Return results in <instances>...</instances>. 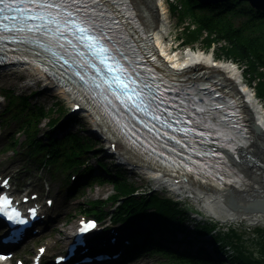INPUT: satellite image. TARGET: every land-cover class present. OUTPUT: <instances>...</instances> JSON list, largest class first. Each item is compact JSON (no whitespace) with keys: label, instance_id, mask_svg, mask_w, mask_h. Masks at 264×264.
<instances>
[{"label":"snow or ice","instance_id":"snow-or-ice-1","mask_svg":"<svg viewBox=\"0 0 264 264\" xmlns=\"http://www.w3.org/2000/svg\"><path fill=\"white\" fill-rule=\"evenodd\" d=\"M121 15L122 6L118 0H0V41L15 42L18 40L16 33L25 31L49 37L45 45H40L45 52L51 53L49 63L54 64L63 59V64L68 66L72 75L86 84L94 85L100 90L98 94H111L118 102L121 114L128 115V121L121 122L112 115L117 109H110L108 105L104 107L112 134L120 138L126 147L139 151L137 132L138 125H142L158 144L163 141L162 147L166 148L169 141H174L171 152L175 153V145H179L181 154L187 150L202 157L193 160L189 155L188 163L181 162L185 172L198 182L220 189L240 188L239 182L224 181L223 177V183L215 184L205 179L216 171L219 164L216 158H223L219 150L205 149V136L235 139L229 134L236 130V124L231 119L235 112L227 111L224 103L213 99L221 93L212 89L209 84H201L199 87L210 89L211 95H191V85L188 86V91L177 88L174 84L162 89L159 78L153 73L146 72L141 76L139 65L133 58L135 50L130 55L125 49L128 37L118 19ZM53 48L58 51H53ZM89 67L97 75L103 74L101 83H96L95 79H85L83 69ZM168 93L174 94L169 96ZM82 99L86 102L95 101L94 96L89 97L87 94ZM177 132L182 134L180 139L175 135ZM149 146L151 147L150 144ZM152 151L155 153L156 149L153 148ZM210 155L213 158L211 161ZM11 203L10 198L3 197L5 209ZM31 211L35 214L34 209ZM11 212L14 215L3 212L9 221L27 223L20 219V213L16 209L12 208ZM91 227L94 224H87L82 231L86 232Z\"/></svg>","mask_w":264,"mask_h":264},{"label":"trees","instance_id":"trees-1","mask_svg":"<svg viewBox=\"0 0 264 264\" xmlns=\"http://www.w3.org/2000/svg\"><path fill=\"white\" fill-rule=\"evenodd\" d=\"M181 7L172 5L173 14L178 16L179 31L184 45L192 47L202 46L206 50L214 51L219 58H226L238 64L244 65L245 75L253 84L256 95L264 101V14L252 11L246 4H239L237 1L221 5L215 8L200 7L194 0H180ZM21 111L25 117L21 125V130L26 133L30 142H34L36 147L43 146V141L39 140L40 125L46 118L49 119L50 126L57 119L53 118L54 110L48 114L43 108L35 106L32 108L30 102L22 100ZM19 112V113H20ZM61 113V109L58 111ZM48 143L53 140L49 134H45ZM91 139H82L78 136H69V153L64 157L87 156L93 151L90 144ZM52 145L51 147H53ZM44 147L48 145L44 144ZM67 150V148H66ZM58 159V156H55ZM109 182L113 183L122 192L128 190L133 193L134 189L129 187L121 178L109 174ZM124 188V189H123ZM127 193V192H125ZM134 211L145 213L154 209V214H148L154 222H159L161 227L167 230L187 233L183 227V214L172 201L159 199L156 196L150 198L135 199L133 196L127 199L126 205ZM225 240L230 244L235 252V258L231 259V264H264V234L258 244V256L245 250L241 244V238L236 233L231 232L225 236ZM173 264H218L197 258L175 259Z\"/></svg>","mask_w":264,"mask_h":264},{"label":"bare ground","instance_id":"bare-ground-1","mask_svg":"<svg viewBox=\"0 0 264 264\" xmlns=\"http://www.w3.org/2000/svg\"><path fill=\"white\" fill-rule=\"evenodd\" d=\"M130 1L134 9L138 13L140 20L142 19L146 23L147 28L151 31L155 45L159 46L161 48V51L168 52V50L170 49L166 45L167 40L165 33L168 12L164 7V4L162 3V0ZM210 58L211 56H207L205 60L201 61L202 65L198 68L189 70H186V68L182 69L183 75H195L197 78H213V80L216 82L211 83L210 85L212 87L221 86L222 89H225L226 94L245 110L251 125L260 128L261 131H264V107L257 99H255L253 94L249 93L248 87L244 85V82L241 80V78L243 77L241 70L237 69V67L235 66L236 64L232 66L231 60H228V63H225L226 65H213L210 63ZM183 63L185 66L189 65V61H184ZM28 66L33 74L37 75L41 79L48 80V78L44 74H42L37 67L30 64H28ZM218 92L220 91L218 90ZM62 94H64V92H62ZM66 95L70 100V105L73 106L78 103L77 98H74L67 93ZM91 117L96 131L102 133L105 138L107 137V141L110 142L113 141V139H117V136H114L112 134V131L110 130L106 122L98 119L95 114ZM262 145V142L257 143L256 145L257 147H259V152L247 154L246 157H238V161H236V166H239L241 172L246 173L248 175V178L252 179V181L258 179L257 175L250 173L251 169L253 168L252 158L262 153ZM128 150L129 149L125 146H119L117 148L118 154L123 158V160H129L134 164H139V167L150 171L155 184L160 188L167 187L174 193H182L188 196L208 215L218 220L221 224L248 223L250 226L258 225L259 227H264L263 213L246 214L232 211L228 207V203L226 201V193L224 192L203 190V188L200 187L192 179V184H186L179 189H171L169 184L173 185L172 178H170L168 174L143 163L136 154L135 155L137 157ZM18 163L22 162L19 160ZM257 164L258 166L264 168V164H262L261 162H258ZM252 183L255 184L254 182ZM239 206H242V204H239ZM66 235L67 234H65V236Z\"/></svg>","mask_w":264,"mask_h":264},{"label":"rangeland","instance_id":"rangeland-1","mask_svg":"<svg viewBox=\"0 0 264 264\" xmlns=\"http://www.w3.org/2000/svg\"><path fill=\"white\" fill-rule=\"evenodd\" d=\"M178 4L177 0H166L165 8L169 12L168 20L166 22V38H167V46H177L181 45L182 41L179 39L181 37L180 32L177 31L178 27V18L176 15L171 14L169 10V4ZM142 20V19H141ZM143 24L146 25V23L142 20ZM176 41V43H174ZM193 49H199L203 50L204 48L202 46H197ZM236 63V62H235ZM238 64V63H237ZM240 68L244 69L243 64H238ZM248 79V78H247ZM247 81V80H246ZM248 82V81H247ZM249 83V82H248ZM250 84V83H249ZM0 90H10L14 91L17 95H23V96H29L31 94H34L32 97V103L37 104L39 106H43L45 109L49 110L51 108H55V104L60 105L64 109H67L69 111L70 108V100L68 99L67 95L64 93L62 94V90L60 88H56L54 85L46 84L43 79L39 78L37 75L33 74L29 68L28 65H18V66H8L7 68H3L0 70ZM1 101V100H0ZM5 103V102H4ZM263 107H264V101H261ZM3 108V103H0V111ZM63 115V114H62ZM62 115H55V117L60 118ZM78 119V123H76L75 128L73 129V132H77L83 137H92L97 138L100 142L94 141V145L97 148V150H106L107 143L102 138L101 134L96 133L93 129L92 120L88 113L86 112H80L76 115ZM47 121L43 123V130H47V127H45V124ZM5 136L12 134L13 132L6 128ZM4 136V137H5ZM3 137V138H4ZM3 140V139H2ZM99 151H97V155ZM108 155V153H104L101 155L100 158L103 156ZM245 155L244 157H246ZM3 157L9 159L13 157L12 152L9 154L4 155ZM93 158L95 156H92ZM1 160V159H0ZM17 160H20L22 164H27L28 173L32 177L28 180V182H36L37 178L41 175H44L47 177V171L44 170V172H38L40 170H37L36 166L30 165L29 163L25 162L22 158L17 157ZM9 162V161H8ZM91 164H94L93 160H90ZM32 167H30V166ZM95 165V164H94ZM125 178L130 183H136L137 187H140L142 190H152L157 191V194H160L161 196L168 197L170 199L175 200L176 202H181L184 198V194H172L171 192L167 191L165 188H159L155 181L152 178V174L148 172L144 168H137V169H125ZM42 171V170H41ZM52 183L55 184V189L53 192L55 195L58 193V188H63L62 180H53L51 179ZM40 183V180L38 181ZM115 194V191L113 190V187L110 185H106L103 187H96L93 190H88L85 194L84 199L79 198V202L81 205L85 204L86 202H95L96 200H102L107 199L108 197ZM78 203H74L73 205L76 209V206ZM197 208V207H196ZM195 208V209H196ZM231 228V229H230ZM231 231L235 230L238 234L242 236L245 242V247L250 252H256V244L260 242V234L257 233L258 231H264V227L257 226H246L244 224L235 223L228 226H225V231ZM228 231V232H229ZM227 232V233H228Z\"/></svg>","mask_w":264,"mask_h":264},{"label":"water","instance_id":"water-1","mask_svg":"<svg viewBox=\"0 0 264 264\" xmlns=\"http://www.w3.org/2000/svg\"><path fill=\"white\" fill-rule=\"evenodd\" d=\"M201 5H217L219 3H225L229 2L230 0H197ZM240 2H248L252 8L264 12V0H240ZM256 130L261 133L262 135V141L264 145V132L261 131L259 128L255 127ZM259 159H264V151L262 156L259 157ZM264 170V169H263ZM260 174V173H258ZM254 190L249 191V196L251 195V192L254 193V199L249 202V207H243L241 210L247 212V213H264V181H262L260 187L253 186ZM257 197V198H256ZM228 206L231 209H234V211L239 210V207L230 199V201L227 198ZM240 210V211H241ZM238 212V211H237Z\"/></svg>","mask_w":264,"mask_h":264}]
</instances>
